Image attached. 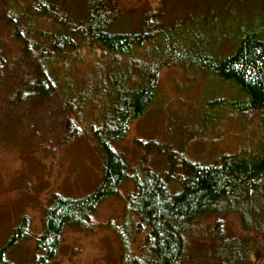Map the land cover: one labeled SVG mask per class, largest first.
I'll use <instances>...</instances> for the list:
<instances>
[{"label": "rangeland", "instance_id": "1", "mask_svg": "<svg viewBox=\"0 0 264 264\" xmlns=\"http://www.w3.org/2000/svg\"><path fill=\"white\" fill-rule=\"evenodd\" d=\"M62 3L81 16L92 0H0V249L22 216L29 234L5 250L0 264H36V235L43 231L51 197L88 195L104 178V154L91 133L103 121L113 99L109 85L122 82L112 68H126L125 58L113 62L103 48L82 40L63 52L52 49L48 36L64 30L42 2ZM119 31L138 29L152 10L165 24L185 22L186 44H206L227 54L246 32H264V0H110ZM39 8V9H37ZM198 36V37H196ZM199 37L203 39L200 43ZM195 40V41H194ZM197 41H199L197 43ZM138 50L142 56L149 47ZM174 55L160 69L149 108L129 123L126 137L114 147L130 167L152 170L180 167L183 158L211 164L224 153L240 157L259 149L264 133L257 114L242 113L231 101L241 96L233 82ZM44 68L55 83L46 97L29 96L36 73ZM111 78L109 79V74ZM264 75V62L260 67ZM111 88V89H112ZM174 164V165H173ZM127 176L116 195L104 198L80 226L66 225L56 256L47 264H122L124 248L116 227L127 217L126 197L134 190ZM221 220L230 236H249L264 248V236L243 229L237 212L205 216L188 236L184 264H205L204 248L212 246V227ZM147 231L133 233L137 251ZM260 252L252 253L251 264Z\"/></svg>", "mask_w": 264, "mask_h": 264}, {"label": "trees", "instance_id": "2", "mask_svg": "<svg viewBox=\"0 0 264 264\" xmlns=\"http://www.w3.org/2000/svg\"><path fill=\"white\" fill-rule=\"evenodd\" d=\"M37 8L44 15H53L64 30L48 36L52 49L66 51L78 47L76 36L103 48L113 62L125 58L126 68L118 65L122 82L114 79L109 85L113 96L103 121L91 126V133L104 154V178L91 194L70 197L55 194L47 206L43 231L36 235V264H47L57 253L60 234L66 225L80 226L106 197L116 195L130 167L114 143L124 139L129 123L151 105L158 86L160 69L174 55L195 61V66L230 81L241 93L231 101L242 113L258 115L264 125V32L244 33L237 45L223 55L202 44L198 48L186 44L185 22L165 24L162 13L155 9L146 15L138 29L119 31L112 27L118 18L110 0H92L80 17L67 12L62 3L42 2ZM198 37V36H196ZM195 41V40H194ZM197 41V43L199 42ZM144 48L142 56L138 50ZM119 63V62H118ZM111 73L109 79H112ZM31 85L29 96L46 97L53 93L55 83L40 68ZM112 88V89H111ZM174 165V164H173ZM131 178L134 190L126 197L127 217L116 227L124 248L122 264H184L188 252V236L195 223L205 216L237 212L245 231L264 236V133L259 149L240 157L224 153L211 164L183 158L180 167L152 170L136 167ZM29 218L22 216L11 238L0 249V263L5 250L29 234ZM147 231L144 242L136 250L130 247L133 233ZM215 240L204 248L211 259L205 264H251L252 253L264 248L249 236H230L221 220L212 227Z\"/></svg>", "mask_w": 264, "mask_h": 264}]
</instances>
